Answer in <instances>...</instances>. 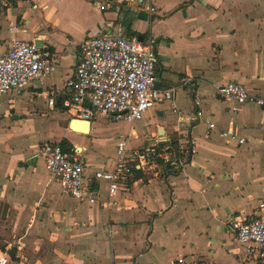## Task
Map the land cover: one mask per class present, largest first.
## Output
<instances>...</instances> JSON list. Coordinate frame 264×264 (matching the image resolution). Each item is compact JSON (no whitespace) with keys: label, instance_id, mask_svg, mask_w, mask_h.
I'll use <instances>...</instances> for the list:
<instances>
[{"label":"crops","instance_id":"crops-1","mask_svg":"<svg viewBox=\"0 0 264 264\" xmlns=\"http://www.w3.org/2000/svg\"><path fill=\"white\" fill-rule=\"evenodd\" d=\"M11 2L0 8V55L15 38L48 46L56 59V68L42 82L0 95V205L8 219L14 216L12 229L37 232L31 239L41 252L34 253L32 264H180L179 257L182 264H254L229 222L234 216L264 213L259 208L264 203V106L223 101L214 84L237 81L264 98V0ZM148 4L156 7L154 14ZM101 30H118L128 38L154 36L158 87L190 79L172 102L148 109L121 133L128 149L158 142V149L177 156L181 164L157 158L144 170L136 165L140 176L131 172L111 197L106 183L93 178L95 171L114 165V157L99 149L103 136L94 121L100 119L87 125L61 105L81 43ZM50 91L57 93L53 107L45 97ZM204 118L216 125L208 136ZM52 122L63 129L56 140L44 137ZM230 127L245 137L243 143L220 134ZM117 135H112L116 143ZM171 136H176V151L168 144ZM62 138L82 151L84 186L97 203L75 200L46 172L39 143ZM188 138L195 151L185 160ZM14 242L21 244L12 246L16 260L8 264L28 262L19 251L29 241L21 237L9 244Z\"/></svg>","mask_w":264,"mask_h":264},{"label":"built area","instance_id":"built-area-1","mask_svg":"<svg viewBox=\"0 0 264 264\" xmlns=\"http://www.w3.org/2000/svg\"><path fill=\"white\" fill-rule=\"evenodd\" d=\"M11 4V0H0V8ZM147 11L154 14L156 7L148 4ZM155 44L152 35L140 40L128 38L118 30H101L86 38L80 45L81 57L74 67L73 75L66 82L68 96L61 101L62 108L77 119H100L132 125L148 109L166 101L172 102L176 90L187 86L190 79L181 77L174 86L158 87L155 78L158 63ZM55 68L56 59L48 46L12 38L0 55V95L12 89H23L33 81L42 82ZM214 89L223 101L264 106L263 97L237 81L214 84ZM45 97L50 107L56 104L55 91L46 93ZM196 114L201 116V111L198 110ZM204 122L207 126L205 134L208 136L216 125L208 118H204ZM220 134L226 138H236L238 143L245 141V137L238 135L231 127ZM117 138L113 167L93 173L95 180L106 183L110 197L116 195L120 186L127 184L132 175L129 170L131 163L143 170L148 165H156L157 158L172 160L174 165L181 164L182 160L177 156L171 157L165 150L158 149V142L147 144L141 150H130L124 134L118 133ZM185 142L188 145L186 160L195 149L190 138ZM182 143L184 141L181 139L179 144ZM38 155L43 159L49 177L66 194L77 201L98 202L86 192L83 180L86 163L78 147L64 149L59 142L43 140L39 144ZM259 208L263 210L264 203H260ZM229 225L246 257L254 264L257 261L264 264V213L250 218L234 216ZM9 261L7 250H0V264H8ZM177 262L184 263V258H177Z\"/></svg>","mask_w":264,"mask_h":264},{"label":"rangeland","instance_id":"rangeland-1","mask_svg":"<svg viewBox=\"0 0 264 264\" xmlns=\"http://www.w3.org/2000/svg\"><path fill=\"white\" fill-rule=\"evenodd\" d=\"M62 113H65L62 111ZM10 115L11 113L6 115V120L11 119ZM145 121V120H144ZM69 121H63L62 126H65ZM94 122H99L100 123V135L103 136L102 139H100L99 143L100 145V151L102 154H105L106 156H110L111 158L115 157V145H116V140L113 139L112 135L118 134V133H127L130 128V124L127 122H110L108 120H97ZM143 123V122H142ZM140 122H136L134 124L135 130H138ZM47 130L45 131L44 137L52 138V139H58L61 135H63V129H60L57 124L54 122L50 123L49 125L46 126ZM133 137L134 135L131 134V137H129L128 145H131L133 143ZM41 143V142H40ZM39 143V144H40ZM47 172V171H46ZM6 211L3 209L2 204L0 205V250H7L11 249L12 246L14 245H20L16 244L15 242L12 244L11 243L13 240L17 241L19 238L22 237V240L24 241H29V244L23 245V249L20 250L19 252H23L24 257L28 258V262L26 260H23L24 264H32L31 257L34 255L35 252L39 254L41 250H36L35 246L37 243L33 242L35 239H31L34 234H29V233H23V229L21 228H14L12 229L11 227V221L14 220V216H10L8 219L6 216ZM8 219V220H7ZM10 224V225H9ZM7 225V226H6ZM25 232V231H24ZM27 239V240H26ZM35 249V250H34ZM18 251V248H17ZM9 253V252H8ZM31 260V261H30ZM12 259L10 257V262L11 263ZM30 261V262H29Z\"/></svg>","mask_w":264,"mask_h":264},{"label":"trees","instance_id":"trees-1","mask_svg":"<svg viewBox=\"0 0 264 264\" xmlns=\"http://www.w3.org/2000/svg\"><path fill=\"white\" fill-rule=\"evenodd\" d=\"M131 34H137V36H139V33H137L136 31L132 32ZM144 36V35H142ZM62 110H65V108H63ZM170 145V149L172 151H176L178 149V145H177V140H176V136H171V139H170V142L168 143ZM59 145L64 148V149H68L69 147H72V143L67 139V138H62L60 141H59ZM163 145V143L161 144ZM167 168H172L171 165H167ZM129 170L131 172H133L134 174V178H138L140 176V170L139 169H136L135 166L133 165H129ZM8 252H9V255L10 257L12 258V260H16V250L15 248H11V249H8ZM255 264H262L261 262L257 261Z\"/></svg>","mask_w":264,"mask_h":264},{"label":"bare ground","instance_id":"bare-ground-1","mask_svg":"<svg viewBox=\"0 0 264 264\" xmlns=\"http://www.w3.org/2000/svg\"><path fill=\"white\" fill-rule=\"evenodd\" d=\"M72 122H74V123H75V122H76V119H75V120H73ZM72 122H71V129H72V124H73ZM78 122H80V121H78ZM85 123L87 124V122H86V121H85ZM88 124H89V123H88ZM88 124H87V125H88ZM74 130H76V131H78V132L85 133V134L87 133V130H86V129H84V128L78 129L77 127H74Z\"/></svg>","mask_w":264,"mask_h":264},{"label":"water","instance_id":"water-1","mask_svg":"<svg viewBox=\"0 0 264 264\" xmlns=\"http://www.w3.org/2000/svg\"><path fill=\"white\" fill-rule=\"evenodd\" d=\"M140 40H141V38H139ZM86 105L87 106H89V103H86ZM73 120H75V119H72L70 122H69V124H68V127L71 129V122L73 121ZM87 123H89V125H90V122L88 121V120H85ZM162 130V129H161Z\"/></svg>","mask_w":264,"mask_h":264}]
</instances>
